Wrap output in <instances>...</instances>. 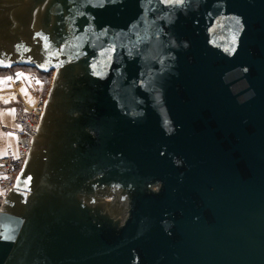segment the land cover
<instances>
[{"label": "water", "instance_id": "water-1", "mask_svg": "<svg viewBox=\"0 0 264 264\" xmlns=\"http://www.w3.org/2000/svg\"><path fill=\"white\" fill-rule=\"evenodd\" d=\"M0 61L52 73L0 264H264V0H0Z\"/></svg>", "mask_w": 264, "mask_h": 264}, {"label": "built area", "instance_id": "built-area-1", "mask_svg": "<svg viewBox=\"0 0 264 264\" xmlns=\"http://www.w3.org/2000/svg\"><path fill=\"white\" fill-rule=\"evenodd\" d=\"M12 79L8 92L13 98L14 148L0 157V209L9 191L15 187L19 171L27 158L46 97L32 85L23 86L26 89L23 95L20 93V82L16 84Z\"/></svg>", "mask_w": 264, "mask_h": 264}, {"label": "rangeland", "instance_id": "rangeland-1", "mask_svg": "<svg viewBox=\"0 0 264 264\" xmlns=\"http://www.w3.org/2000/svg\"><path fill=\"white\" fill-rule=\"evenodd\" d=\"M18 73L22 74L20 78L17 77ZM9 77L11 79L13 78L12 80H15L14 81L15 83L17 81L20 82L19 83L20 93H22L23 95H25V93L21 91L22 89H24L23 86L32 85L38 93L41 92V94L44 96L45 94H47V91L50 87L52 73L47 72V73L41 74V73H38V71L34 69L24 68V66H14L8 69L0 70V81H4L6 80V78H9ZM10 81L11 80L8 79L6 83L0 82V95L1 96L3 95L5 98L10 97V102H12L13 98L12 96H9V92H8V89H10ZM12 106H13V102H12Z\"/></svg>", "mask_w": 264, "mask_h": 264}, {"label": "crops", "instance_id": "crops-1", "mask_svg": "<svg viewBox=\"0 0 264 264\" xmlns=\"http://www.w3.org/2000/svg\"><path fill=\"white\" fill-rule=\"evenodd\" d=\"M13 126V106L10 97L0 95V156L14 147Z\"/></svg>", "mask_w": 264, "mask_h": 264}, {"label": "snow or ice", "instance_id": "snow-or-ice-1", "mask_svg": "<svg viewBox=\"0 0 264 264\" xmlns=\"http://www.w3.org/2000/svg\"><path fill=\"white\" fill-rule=\"evenodd\" d=\"M170 2H172V0H170ZM174 2H177V3H179V2H183V0H174ZM61 51H62V49H61ZM0 63H2V61H0ZM10 66V65H9ZM22 76V74H17V77L18 78H20ZM8 79H11L10 77L9 78H6V80H4V81H0V82H3V83H6L7 82V80ZM21 91H23V92H25L26 93V89H22ZM14 111V110H13ZM6 178V177H5ZM18 180H19V177L17 178ZM30 177H28V178H26L24 181H23V183L24 184H27L29 181H30Z\"/></svg>", "mask_w": 264, "mask_h": 264}, {"label": "trees", "instance_id": "trees-1", "mask_svg": "<svg viewBox=\"0 0 264 264\" xmlns=\"http://www.w3.org/2000/svg\"><path fill=\"white\" fill-rule=\"evenodd\" d=\"M9 68H11V67H9ZM24 68L34 69V70L38 71L37 69L31 68V67L30 68L29 67H24ZM4 69H8V68L0 67V70H4ZM38 73L44 74V72H40V71H38Z\"/></svg>", "mask_w": 264, "mask_h": 264}]
</instances>
